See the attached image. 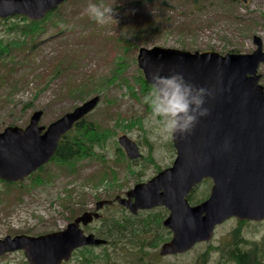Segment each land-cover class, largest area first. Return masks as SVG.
I'll list each match as a JSON object with an SVG mask.
<instances>
[{"label": "rangeland", "instance_id": "1", "mask_svg": "<svg viewBox=\"0 0 264 264\" xmlns=\"http://www.w3.org/2000/svg\"><path fill=\"white\" fill-rule=\"evenodd\" d=\"M95 2L113 6L114 18L108 24L89 17L88 0H67L31 37L7 29L16 17L0 19L5 42L21 38L25 43L8 56L0 55V131L10 125L26 127L36 110H43L40 124L47 125L96 95L100 101L86 119L110 129L106 143L93 156L72 165L51 160L21 182L8 184L0 178V238L60 230L82 212L93 210L97 201L125 195L136 183L172 165L177 153L173 135L162 137L143 101L148 90L139 83L144 75L138 63L141 47L251 53L257 47L254 37L259 36L264 48V0ZM259 73L264 85V63ZM122 134L138 143L140 159L133 162L128 157L118 141ZM38 178L43 182H36ZM212 184L207 180L198 185L194 198L208 197ZM101 212L136 217L118 203ZM138 218L136 226L126 230L128 236L108 247L110 257L85 264H239L228 253L230 234L238 227L242 239L238 249L251 251L247 264L264 261V221L233 217L216 228L211 241L188 252L161 255L162 243L157 248L149 244L156 229L145 232L137 225ZM99 225L94 222L87 232H95ZM79 256L74 252L64 264H79ZM26 261L23 250L0 255V264Z\"/></svg>", "mask_w": 264, "mask_h": 264}, {"label": "water", "instance_id": "2", "mask_svg": "<svg viewBox=\"0 0 264 264\" xmlns=\"http://www.w3.org/2000/svg\"><path fill=\"white\" fill-rule=\"evenodd\" d=\"M64 1L0 0V16L20 14L37 20ZM255 43L258 48L253 53L227 54L141 47L138 63L149 83L151 74L159 71L164 75L181 72L189 80L208 84L215 90L206 101L212 112L187 135H173L177 153L171 166L136 183L124 196L97 201L94 210L84 211L63 229L0 238V255L24 250L30 264H63L78 248L106 244L108 239L87 233L83 226L99 219L101 209L115 201L134 214L158 206L169 209L163 224L173 234L161 245V255L187 252L197 243L211 240L216 226L232 216L264 220V86L258 73L264 51L257 36ZM99 101L96 95L48 125L40 124L43 110H36L26 127L10 125L0 131V177L24 180L49 162L62 136ZM119 143L129 158L142 155L127 134L119 137ZM206 177L214 181L212 192L192 205L188 196Z\"/></svg>", "mask_w": 264, "mask_h": 264}, {"label": "trees", "instance_id": "3", "mask_svg": "<svg viewBox=\"0 0 264 264\" xmlns=\"http://www.w3.org/2000/svg\"><path fill=\"white\" fill-rule=\"evenodd\" d=\"M193 1L201 2L202 0H193ZM53 13H54L53 10H51L47 14V16L42 20L41 19L30 20L26 16L16 15L15 17L17 18V20H15L12 26L8 27L7 29L14 31L20 30L21 33L23 34V37H25L26 35L30 37L35 36L37 34V31L39 30L40 24H42V22L45 19L52 16ZM10 18H13V16H11ZM0 19L8 20L5 18H0ZM20 22H24V23L20 24ZM22 44L25 43H23V40L21 38L20 40L13 39L5 42V39L0 35V55L2 56L7 54L8 56V53L10 54L11 51L14 49V47H19ZM141 78H142V82L139 80L138 81L142 86V90L144 91L149 90L151 83H149L145 79L144 75L143 76L141 75ZM109 135H110V129L101 127L96 122L89 121L86 119V117H84L82 118V120L77 122L76 125L61 138L57 151L54 157L52 158V160H55L59 163H63V164L69 163L70 165H72L74 164L75 161H79L87 157L93 156L97 153V148L106 143ZM42 168L43 166L40 167L39 170H41ZM36 182L40 183L43 182V180L38 178ZM6 183L11 184L14 182H6ZM191 197H194L193 194L189 196V198ZM193 201H199V200L193 198ZM106 206H111V205H106ZM122 209L125 210V208L123 207ZM156 210H152L147 213H139V218L138 216L134 218H138L137 225H140L142 227V230H144L145 232L150 233V231L153 228L156 229V234L154 237H152L149 244L150 245L155 244L154 247L157 248L161 243L170 239L171 235L168 234L171 231L165 228L162 224L164 218L166 217V212H168V210L164 207H161ZM134 218L127 217V215L122 214V216L103 215L99 219L95 220L94 222H99L100 225L94 227L93 230H95L98 236L108 239V242L106 244L88 245L79 248L77 251H75L80 255L77 258L78 263L79 264H85L86 262L93 263L99 260L100 258H103L102 256H106L107 258L110 257L111 253L108 251V247L119 243L124 235L125 237L128 236L126 230L129 228H134L136 226ZM90 226L91 224L88 225L86 229L88 230ZM237 229L238 230L236 231L233 230L234 232L232 231L230 234L228 253L231 256V258L235 259L238 263L247 264L250 253L244 252V254L243 253L239 254L236 252V249H238L239 247L238 244L239 241L240 243L242 242L241 237L240 236L238 237L239 230H241V228L238 227ZM160 230H165L166 234L160 233ZM232 242L234 244H232ZM98 247H102L103 250L101 252L97 251L96 248ZM234 247H236V249ZM26 263L29 264L27 261Z\"/></svg>", "mask_w": 264, "mask_h": 264}, {"label": "clouds", "instance_id": "4", "mask_svg": "<svg viewBox=\"0 0 264 264\" xmlns=\"http://www.w3.org/2000/svg\"><path fill=\"white\" fill-rule=\"evenodd\" d=\"M86 12L100 25L114 18L113 6L95 0H88ZM214 95L215 90L208 84L189 80L181 72L164 75L157 71L151 74V86L143 101L150 107L158 131L167 139L170 135H187L193 131L200 119L212 112L206 101Z\"/></svg>", "mask_w": 264, "mask_h": 264}, {"label": "flooded vegetation", "instance_id": "5", "mask_svg": "<svg viewBox=\"0 0 264 264\" xmlns=\"http://www.w3.org/2000/svg\"><path fill=\"white\" fill-rule=\"evenodd\" d=\"M125 152H126V151H125ZM142 156H143V155H141L140 157H142ZM138 159H140V158H138ZM138 159H131V160L134 162V161H136V160H138ZM202 200H203V199H202ZM200 201H201V200H199V201H197V202H194V204H195V203H198V202H200ZM115 203H116V202H115ZM115 203H114V204H115ZM123 208H124V207H123ZM125 210L128 211V212H130V211H129L128 209H126V208H125ZM130 213H131V212H130ZM245 252H249V253H250V251H245ZM243 254H244V252H243ZM250 254H251V253H250ZM249 256H250V255H249ZM258 259H259V258H258ZM258 259H257V260H258ZM261 260H262V259H261ZM260 263H261V264H264V261H260Z\"/></svg>", "mask_w": 264, "mask_h": 264}]
</instances>
